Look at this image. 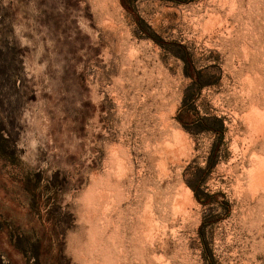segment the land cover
Returning a JSON list of instances; mask_svg holds the SVG:
<instances>
[{
	"label": "rangeland",
	"instance_id": "1",
	"mask_svg": "<svg viewBox=\"0 0 264 264\" xmlns=\"http://www.w3.org/2000/svg\"><path fill=\"white\" fill-rule=\"evenodd\" d=\"M126 4L0 0V264H264V0Z\"/></svg>",
	"mask_w": 264,
	"mask_h": 264
},
{
	"label": "trees",
	"instance_id": "2",
	"mask_svg": "<svg viewBox=\"0 0 264 264\" xmlns=\"http://www.w3.org/2000/svg\"><path fill=\"white\" fill-rule=\"evenodd\" d=\"M122 3L126 6V0H121ZM129 8V7H128ZM184 62H185V73L186 75L190 76L192 78V83L190 86H188V88H186L185 90V93H184V99H183V105H185V101L187 100V98L189 97H193V93H190L189 91L191 90V88L195 85H198L197 86V89L200 90L201 86H202V82H201V76H202V71H195L194 70V66H193V62H192V59L190 56H187V57H184ZM178 119L180 120V122L182 123L183 127H185L186 129H189V125H188V122L185 121V119L181 116V112L178 114ZM203 120L205 122H207L209 120V118H203ZM215 121L219 124V127H215V126H210L208 124H204L203 126H201V129H213L215 131H217L218 133H222L223 132V121L222 119L220 118H216ZM190 122H194L193 120H191ZM215 153H216V146L213 145L212 148H211V151H210V154L208 156V160H207V164H206V167H205V172H207L214 164V161L212 160L215 156ZM192 189L198 199V201H200L201 203L203 204H208L211 200H210V197L211 195L206 193L205 195L208 197L206 199H203L201 196H200V190L199 188L197 187H193L192 186ZM203 226V225H201ZM208 259V264H217V261L215 260V258H213V256H211V254H209V258Z\"/></svg>",
	"mask_w": 264,
	"mask_h": 264
}]
</instances>
